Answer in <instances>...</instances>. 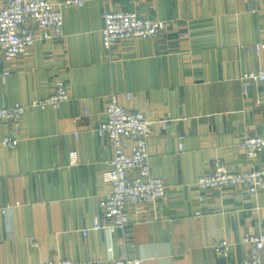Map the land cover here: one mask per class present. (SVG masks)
Instances as JSON below:
<instances>
[{"label":"crops","instance_id":"0c3cea01","mask_svg":"<svg viewBox=\"0 0 264 264\" xmlns=\"http://www.w3.org/2000/svg\"><path fill=\"white\" fill-rule=\"evenodd\" d=\"M103 11H131L165 29L156 40L105 50ZM61 13L62 39L36 40L29 59L0 57V109L46 98L56 80L69 94L57 110H28L16 128L0 120V209H10L0 215V264H112L123 256L141 264H239L244 234L261 230L264 192H202L196 181L215 159L232 172L264 169V153L252 161L238 148L243 136L264 134V85L250 83L244 95L240 79L264 68V52L255 50L264 45V0H87ZM110 95L152 121L150 173L167 186L154 206L130 209L123 234L108 231L101 207L112 149L94 133ZM7 136L18 141L15 150L2 147ZM72 151L78 165L70 168ZM222 240L231 244L228 258L212 252Z\"/></svg>","mask_w":264,"mask_h":264},{"label":"built area","instance_id":"2783aa9c","mask_svg":"<svg viewBox=\"0 0 264 264\" xmlns=\"http://www.w3.org/2000/svg\"><path fill=\"white\" fill-rule=\"evenodd\" d=\"M87 0H61L52 4L47 0H1L0 5V57L4 62L21 57L29 59L36 40L54 41L63 38L62 9H81ZM103 29L101 31L102 45L110 50L119 41L125 40H156L165 29L162 21L143 18L131 11H117L102 13ZM257 53L264 52V45L255 46ZM9 75L5 70L1 77L5 82ZM244 95L248 92V85L255 83L264 85V68L257 71L244 72L241 75ZM69 99L68 88L61 81L56 80L49 96L35 98L28 104H14L0 109V120L12 124L15 128L23 114L31 109L57 110ZM129 100L130 96L127 95ZM105 122L98 125L94 133L104 138L112 149L110 168L103 178L108 191L101 202L103 212L110 219L108 231L123 234L129 223L130 209L138 206H154L163 200L167 193V186L161 179L150 173L148 140L151 136L152 121L142 112L131 111L121 105L115 95H110L105 109ZM166 118L160 122L162 128L171 121ZM183 138H179L178 149L182 150ZM130 142L129 153L125 143ZM18 141L7 136L2 147L15 150ZM238 148L249 160H255L264 153V134L245 135L238 143ZM69 167L78 165L77 152L69 153ZM239 187L252 196L264 192V169H250L244 172L230 171L220 159L213 160L210 172L200 176L196 181L199 191H222ZM202 202V198L198 199ZM9 208H1L0 215L5 216ZM196 215H200L197 213ZM93 230L100 229L95 221ZM85 236L86 232H82ZM241 244L246 248V256L239 264H264V220L258 234H244ZM36 249L38 244L31 242ZM212 252L220 258L230 256L231 244L222 240L213 244ZM43 264H100L98 261L77 262L62 259L56 262L47 261ZM112 264H141V260L123 256L113 260Z\"/></svg>","mask_w":264,"mask_h":264},{"label":"rangeland","instance_id":"374dc122","mask_svg":"<svg viewBox=\"0 0 264 264\" xmlns=\"http://www.w3.org/2000/svg\"><path fill=\"white\" fill-rule=\"evenodd\" d=\"M103 29V28H102Z\"/></svg>","mask_w":264,"mask_h":264}]
</instances>
